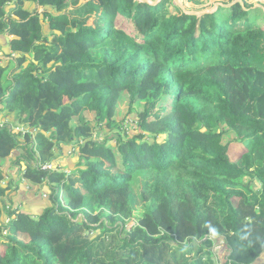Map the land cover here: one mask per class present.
Masks as SVG:
<instances>
[{
  "label": "trees",
  "instance_id": "16d2710c",
  "mask_svg": "<svg viewBox=\"0 0 264 264\" xmlns=\"http://www.w3.org/2000/svg\"><path fill=\"white\" fill-rule=\"evenodd\" d=\"M169 2L0 0V264H218L217 241L220 264L264 252V11ZM64 146L68 173L51 163ZM10 162L48 188L37 216L13 205Z\"/></svg>",
  "mask_w": 264,
  "mask_h": 264
},
{
  "label": "rangeland",
  "instance_id": "374dc122",
  "mask_svg": "<svg viewBox=\"0 0 264 264\" xmlns=\"http://www.w3.org/2000/svg\"><path fill=\"white\" fill-rule=\"evenodd\" d=\"M82 1V0H81ZM149 3L158 2L160 0H142ZM237 0H171L169 2V9L173 11V6H178L183 11H188L190 13H199V12H214L217 7L226 5L225 3ZM239 2V1H238ZM248 4L253 5L252 10L250 11L249 15L251 17H254L255 20H260L261 12L264 11V0H247ZM173 3V4H171ZM228 4V5H229ZM224 7H228L227 5ZM26 8L29 10H32L34 8V5L31 3L26 4ZM255 8H259V10H256ZM260 23H264V21H261ZM45 26V25H44ZM5 39L0 38V58L2 59V63L5 62V57H3V54H5ZM167 107H169V101L165 100L163 103ZM127 97L122 96L119 100L118 106H117V114H116V120L121 121L127 112ZM136 105H134V108ZM140 108V106H139ZM85 116L88 118L93 117V112L85 111ZM0 113V118H1ZM127 120L124 122V129L121 133L124 135H132L134 134V123H135V113H132L127 115ZM228 139H231L232 136H227ZM76 147H70V146H64L62 150L55 151L54 156L55 158L52 160V165L54 169L59 170H65L68 172L72 171L74 168H76L79 164L78 161V155L75 151ZM58 154V155H57ZM14 157V154L10 157L12 159ZM4 170L7 171V174L10 179H14L16 177V180L18 181V188L16 191L11 192L10 196L14 199L13 205L20 204L21 208L26 210L27 212L31 213L34 216H37L41 213V208L44 206L49 205V201L46 196H44L45 193H48L47 187H37L34 185H30L27 181L24 179H21V177L16 173L17 167L12 166L10 162V166H8V163H6L4 166ZM20 179V180H19ZM7 181V180H6ZM6 181L3 182V184L6 183ZM140 191V190H139ZM136 195L134 196V205H135V214H138V211L140 209V202L137 197L138 190H135ZM4 202H10V199L8 197H5L3 199ZM19 206V205H18ZM4 212L0 213V221L5 220L3 218ZM77 218L81 220V214L77 215ZM134 224V220L131 219L128 222V226ZM91 231H89V234ZM93 234H96V231H92ZM91 233V234H92ZM213 255L217 260V263H222L223 257H224V245L217 241L214 242L213 245Z\"/></svg>",
  "mask_w": 264,
  "mask_h": 264
},
{
  "label": "crops",
  "instance_id": "0c3cea01",
  "mask_svg": "<svg viewBox=\"0 0 264 264\" xmlns=\"http://www.w3.org/2000/svg\"><path fill=\"white\" fill-rule=\"evenodd\" d=\"M254 264H264V252L259 256Z\"/></svg>",
  "mask_w": 264,
  "mask_h": 264
},
{
  "label": "water",
  "instance_id": "95a60500",
  "mask_svg": "<svg viewBox=\"0 0 264 264\" xmlns=\"http://www.w3.org/2000/svg\"><path fill=\"white\" fill-rule=\"evenodd\" d=\"M237 1L240 2V0H237ZM233 2H235V1H233ZM233 2H232V3H233ZM232 3H231V4H232ZM226 5H227V6H230V4H229V5L226 4ZM184 12H185V13H188V14H195V15H197V16H198V15H201V14H203V13H206V11H204V12H199V13H190V12H188V11H184Z\"/></svg>",
  "mask_w": 264,
  "mask_h": 264
},
{
  "label": "built area",
  "instance_id": "2783aa9c",
  "mask_svg": "<svg viewBox=\"0 0 264 264\" xmlns=\"http://www.w3.org/2000/svg\"><path fill=\"white\" fill-rule=\"evenodd\" d=\"M50 165L46 164V167H49Z\"/></svg>",
  "mask_w": 264,
  "mask_h": 264
}]
</instances>
